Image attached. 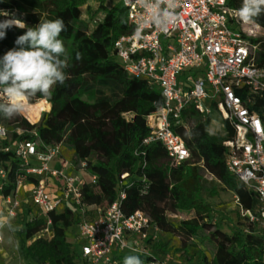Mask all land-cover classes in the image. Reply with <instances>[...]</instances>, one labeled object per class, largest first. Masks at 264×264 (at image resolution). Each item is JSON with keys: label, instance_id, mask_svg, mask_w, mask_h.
Segmentation results:
<instances>
[{"label": "trees", "instance_id": "16d2710c", "mask_svg": "<svg viewBox=\"0 0 264 264\" xmlns=\"http://www.w3.org/2000/svg\"><path fill=\"white\" fill-rule=\"evenodd\" d=\"M90 1L93 0H30L38 14H47L45 20L60 18L64 21L65 30L60 38L67 49V56L63 57L68 62L67 79L63 85L53 87L50 98L37 94L25 104V108H29L28 119L36 123L23 117L8 126L9 119L2 114L0 122L7 124L14 139L30 136L18 135V128L37 130L45 144H62L72 150L76 165L86 163V170L97 177L95 183L86 182L82 189L87 207L104 209L124 191V212L129 215L144 211L150 218V227L156 226L178 236L181 247L175 250L185 254L183 261L189 264H264V227L242 213L246 207L245 211L260 216L263 204L226 166L224 141L234 136L233 128L226 122L224 134L212 133L209 130L212 117L205 119L195 108L188 107L182 115L185 124L173 128L190 148V159L173 165L161 143L146 144L144 140L150 134L147 116L163 104L162 92L145 79L130 76L117 57L115 41L135 29L129 23L126 6L121 1L108 6L107 0H98L103 19L90 30L88 22L82 20V7ZM239 3L241 5V1ZM17 8L20 5L14 0H0V10L12 12ZM5 19L6 16H0V21ZM257 19L264 22V14ZM41 21L44 20L35 13L25 19L27 27H36ZM27 27L13 26L6 30L5 37L0 39V58L18 47L15 41ZM77 53L86 62L79 74L72 66ZM95 81L118 83L123 89L122 95L115 100L84 99L82 95L89 82ZM45 99L51 109L41 116L33 103ZM162 151L166 153L157 155ZM12 157L16 166L18 159L14 152H0V160ZM126 173L127 177L123 178ZM207 173L213 178L206 177ZM15 186L11 175L1 194L14 193ZM228 190L240 199L239 220L234 221L230 232L224 231L214 220L215 211L208 200ZM248 195L250 199L246 200ZM30 211L31 208L25 210L17 220L23 225L20 231L24 237L20 246L22 256L33 264H78L81 260L79 242L70 238L69 230L80 224L83 217L92 219L96 211L87 209L83 215L77 207L67 206L60 213H51V238L38 237L46 227V220L40 216L29 219ZM181 212H194L195 216L181 219L178 225L168 217V213ZM148 242L146 247L156 252H164L162 247L168 246L159 241L152 243V238ZM198 244L204 249L190 254L189 246ZM133 254L139 255L144 264H153L155 253H125L123 250H116L110 263L123 264L124 257Z\"/></svg>", "mask_w": 264, "mask_h": 264}, {"label": "built area", "instance_id": "2783aa9c", "mask_svg": "<svg viewBox=\"0 0 264 264\" xmlns=\"http://www.w3.org/2000/svg\"><path fill=\"white\" fill-rule=\"evenodd\" d=\"M118 1L126 6L129 23L135 28L115 41L120 64L130 76L159 87L164 98L163 104L147 116L150 134L144 142L161 143L172 164L179 165L192 156L185 139L173 128L185 124L184 109L193 107L205 119L218 114L223 130L226 122L234 130V136L224 141L227 169L263 204L260 216L244 209L242 213L264 227V22L239 21L235 13L241 0H178L174 23L162 31L147 22L149 12L138 0ZM187 70L186 79L180 80L179 75ZM17 133L30 136L14 139L0 122V152L12 151L18 159L16 166L13 157L0 160V194L11 175L16 185L14 193L1 194L6 221H17L31 208L29 219L40 216L46 220L38 237L51 238V213H60V206L77 207L83 215L87 209H94L92 219L83 217L78 224L75 238L82 241L78 264H111L114 252L128 246V237L133 239V252L151 253L147 247L140 248L142 238H147L150 218L141 210L129 215L124 212V191L104 209L87 207L82 189L86 182L95 183L97 177L90 174L88 180L80 173L87 171L86 163L78 170L74 168L80 172L73 175L69 169L74 163L64 156L62 144H45L37 130L18 128ZM55 160L60 162L59 168L54 166ZM206 177L213 178L208 173ZM26 185L29 196L20 199L19 190ZM234 199L240 205L238 195L234 194ZM136 236L141 240H134ZM153 257V264H172L171 260Z\"/></svg>", "mask_w": 264, "mask_h": 264}, {"label": "clouds", "instance_id": "9594fccd", "mask_svg": "<svg viewBox=\"0 0 264 264\" xmlns=\"http://www.w3.org/2000/svg\"><path fill=\"white\" fill-rule=\"evenodd\" d=\"M149 12V20L162 31L175 21L174 9L178 0H138ZM264 14V0H241L236 10V18L245 24L255 23ZM0 16H9L7 11L0 10ZM146 22V23H147ZM26 28L25 23L15 17L0 21V39L11 27ZM65 30L64 21H41L36 27H27L15 43L18 47L7 51L0 58V114L5 119H12L24 111V101L40 94L51 97L55 85H63L67 79L65 69L68 62L64 41L60 38ZM139 30V29H138ZM77 54V59H79ZM11 215V213H9ZM8 228L10 232L23 230V225L11 226L6 217L0 213V231ZM123 264H144L139 255H127Z\"/></svg>", "mask_w": 264, "mask_h": 264}, {"label": "rangeland", "instance_id": "374dc122", "mask_svg": "<svg viewBox=\"0 0 264 264\" xmlns=\"http://www.w3.org/2000/svg\"><path fill=\"white\" fill-rule=\"evenodd\" d=\"M118 0H107V5L111 6L113 3L117 2ZM17 4L20 5V8H17V11L14 10L12 13L9 14V16H6V19H11L13 17L23 21L26 25L27 22H25V19H28L31 14H36L41 17L42 20H45L46 13L43 14H38V11L30 5V0H14ZM90 6L91 12H88V7ZM35 10V11H34ZM82 20L87 21L89 24L90 30H93L94 27L97 25V23L101 22L103 19V13L99 10V2L98 0L95 1H90L87 5L82 7ZM94 13V14H93ZM77 54H79V59H77ZM75 57L73 58L72 61V66L74 71L79 74L80 71L84 68L86 62L81 56L80 53H77ZM190 71H185L179 75L180 80H185L187 75L189 74ZM122 87L112 81H107V82H89V85L87 86L86 91L83 93V98L84 99H89V100H97L100 98H107L110 100H115L116 98L120 97L122 95ZM0 99H4V96L2 93H0ZM46 100V99H45ZM45 100H38L35 103H33L34 107H37L39 109V112L42 116L43 113L49 112L51 109V104ZM29 101L26 100L24 103H28ZM29 114V108H25L24 111L15 116L12 119H9L8 121V126H13L16 121L21 120V118L25 117L28 121L27 114ZM213 122L211 124V127H209V130L212 133L215 134H224L225 131L223 130V127L221 125V119L218 114H213L212 115ZM41 119V117H40ZM40 121V120H39ZM31 123H36L33 121H30ZM38 122V121H37ZM4 124V123H2ZM4 124V125H7ZM69 152V151H66ZM166 152L162 151L159 152L157 155H164ZM67 158L70 159V154H67ZM72 160V159H70ZM69 173L76 175L78 171L76 169H71ZM250 196L248 195L246 197V200H249ZM208 200L212 203L213 208H214V220L220 225V227L227 232H230V227L234 223V221H238V209L240 208L239 205L235 204V199H234V194L232 191H223L218 197L215 198H208ZM244 203H247L245 200L243 201ZM1 201H0V213H3L1 211ZM65 209V205L60 206L57 209V212H61ZM246 209V207H244ZM3 210V209H2ZM195 213L194 212H181L178 214H172L168 213L169 219L175 223L179 224L181 219H187L194 217ZM10 222L11 226H16L19 225L18 221H12L11 219L6 221V223ZM79 227L78 225L71 227L69 230V235L72 240H76L75 236L78 234ZM1 235L3 237V240L0 241V264H33V262L30 259H25L20 250L21 243L24 240L23 235L19 232H10L8 228H5L4 230L0 231ZM141 236H136L134 240L139 241L141 240ZM152 238V243L154 242H161L164 245H168L167 247L163 246L162 249L163 251L156 252L152 248H148L149 252L155 253L156 256L159 258H164L166 261L171 260L172 264H181L182 260L186 258L185 254L180 251L177 252L175 249L181 247V239L178 236H175L170 233L163 232L161 229H159L156 226L149 227L147 229V238H142V243L140 248L143 249L146 247V245L149 244L148 239ZM128 239V246L126 248H123V251L125 253H130L133 252L130 249V246H134L133 239ZM137 245V244H135ZM82 241L79 242L78 244V250L82 254ZM199 249H204L201 244H198V246H189V252L190 254L195 253ZM88 264V263H87Z\"/></svg>", "mask_w": 264, "mask_h": 264}, {"label": "crops", "instance_id": "0c3cea01", "mask_svg": "<svg viewBox=\"0 0 264 264\" xmlns=\"http://www.w3.org/2000/svg\"><path fill=\"white\" fill-rule=\"evenodd\" d=\"M212 122H213V118H212ZM212 122H211V124H212ZM210 127H211V125H210ZM66 151H69V152H66ZM62 152L64 153V156L67 158V154L69 153L70 154V159H72L71 161L74 163V166H72V167H70V169H69V171L71 170V169H74V168H78V166L76 165V163H75V161H74V153H73V151L72 150H70V149H68V148H66L65 146H63L62 147ZM69 159V160H70ZM53 164H54V166L55 167H60L61 165H60V162L58 161V160H55L54 162H53ZM78 170V169H77ZM78 172H80V171H78ZM80 173H82V175L86 178V179H88L89 180V178H90V174L91 173H89L88 171H81ZM28 189H29V186L28 185H26L25 187H22L20 190H19V198L20 199H26L28 196H29V192H28ZM0 201H1V207H2V209H1V211H3V214H5V212H4V208H5V202L3 201V196L0 194ZM10 220V219H9ZM12 221H14L13 219H11ZM2 240H3V237H2Z\"/></svg>", "mask_w": 264, "mask_h": 264}, {"label": "bare ground", "instance_id": "6f19581e", "mask_svg": "<svg viewBox=\"0 0 264 264\" xmlns=\"http://www.w3.org/2000/svg\"><path fill=\"white\" fill-rule=\"evenodd\" d=\"M24 104H26V103H24Z\"/></svg>", "mask_w": 264, "mask_h": 264}]
</instances>
